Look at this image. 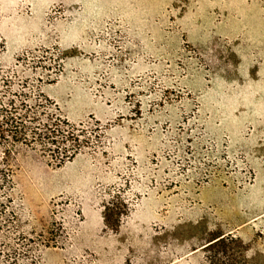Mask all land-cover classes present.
<instances>
[{
  "label": "rangeland",
  "instance_id": "rangeland-1",
  "mask_svg": "<svg viewBox=\"0 0 264 264\" xmlns=\"http://www.w3.org/2000/svg\"><path fill=\"white\" fill-rule=\"evenodd\" d=\"M15 95L88 145L0 146V264H264V0H0Z\"/></svg>",
  "mask_w": 264,
  "mask_h": 264
},
{
  "label": "trees",
  "instance_id": "trees-1",
  "mask_svg": "<svg viewBox=\"0 0 264 264\" xmlns=\"http://www.w3.org/2000/svg\"><path fill=\"white\" fill-rule=\"evenodd\" d=\"M16 101L8 104H0V146L4 148H16L18 145L36 149L45 157L57 161V167H61L68 161H72L88 144L80 140L66 121L61 120L47 106V103L33 104L32 97L27 95H15ZM8 151H6L7 156ZM0 167V199L11 184L9 170ZM8 191L6 195L8 196ZM0 200V216L6 211V206ZM225 238L219 237L211 241L207 252L212 253V263L219 264L220 259H214L223 245Z\"/></svg>",
  "mask_w": 264,
  "mask_h": 264
}]
</instances>
